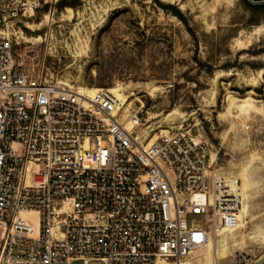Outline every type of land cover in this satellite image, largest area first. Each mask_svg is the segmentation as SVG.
I'll use <instances>...</instances> for the list:
<instances>
[{
  "label": "built area",
  "instance_id": "obj_1",
  "mask_svg": "<svg viewBox=\"0 0 264 264\" xmlns=\"http://www.w3.org/2000/svg\"><path fill=\"white\" fill-rule=\"evenodd\" d=\"M59 1L0 0V264H197L242 196L220 192L191 130L139 141L113 88L49 76L16 26Z\"/></svg>",
  "mask_w": 264,
  "mask_h": 264
},
{
  "label": "rangeland",
  "instance_id": "obj_2",
  "mask_svg": "<svg viewBox=\"0 0 264 264\" xmlns=\"http://www.w3.org/2000/svg\"><path fill=\"white\" fill-rule=\"evenodd\" d=\"M59 2L53 13L45 4L17 22L22 41L48 53L54 79L121 89L127 102L118 118L133 126L139 141L168 129L191 130L206 141L219 188L243 192L246 205L237 228L219 229L211 238L217 235L219 264H234L243 252L250 264H259L264 7L246 0H79L64 7ZM197 264H217L211 247L197 255Z\"/></svg>",
  "mask_w": 264,
  "mask_h": 264
},
{
  "label": "bare ground",
  "instance_id": "obj_3",
  "mask_svg": "<svg viewBox=\"0 0 264 264\" xmlns=\"http://www.w3.org/2000/svg\"><path fill=\"white\" fill-rule=\"evenodd\" d=\"M24 38L26 40L28 39L25 36H24ZM90 89L93 91L94 88H90ZM112 90L116 94V96L118 97V109H120L119 106L120 107L121 106H124V104L127 102V96L124 93H122L121 92V89H119L118 87H115ZM127 127L130 128L131 126H128L127 125ZM211 162H213L212 161V157H211ZM213 174H214V179H215L216 178V168L213 170ZM215 182L217 183L216 179H215ZM219 189H220V192H224V193L226 192L225 190H223L221 188H219ZM230 192H234L236 194H239V195L243 196V198H244L243 192H241V191H234V189H232ZM245 211H246V205H245L244 199H243V206H242V208L239 211V217H240V219H241V216H240L241 212L244 213ZM224 229H227V228H224ZM233 229H235V228H233ZM233 229H227V230H233ZM260 236L264 238V233H261ZM210 247H211V253L214 256V258L216 260V263L219 264V258L221 257V254H220V248H219V242H218V239H217V235H215V238H214L213 242L210 240L209 244L207 245V248H210ZM235 258H236V256H235ZM257 263H259V264L264 263V256L261 257L257 261Z\"/></svg>",
  "mask_w": 264,
  "mask_h": 264
},
{
  "label": "trees",
  "instance_id": "obj_4",
  "mask_svg": "<svg viewBox=\"0 0 264 264\" xmlns=\"http://www.w3.org/2000/svg\"><path fill=\"white\" fill-rule=\"evenodd\" d=\"M79 2V0H61L59 2V7H64V6H75L77 5V3ZM246 2L248 3V5H250L251 7H264V3H260V4H253L251 3L249 0H246Z\"/></svg>",
  "mask_w": 264,
  "mask_h": 264
},
{
  "label": "water",
  "instance_id": "obj_5",
  "mask_svg": "<svg viewBox=\"0 0 264 264\" xmlns=\"http://www.w3.org/2000/svg\"><path fill=\"white\" fill-rule=\"evenodd\" d=\"M252 2L256 3V1H253V0H252Z\"/></svg>",
  "mask_w": 264,
  "mask_h": 264
}]
</instances>
